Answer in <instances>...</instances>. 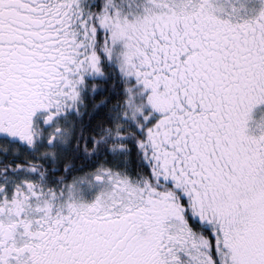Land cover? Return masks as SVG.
I'll return each mask as SVG.
<instances>
[{"label": "trees", "instance_id": "trees-1", "mask_svg": "<svg viewBox=\"0 0 264 264\" xmlns=\"http://www.w3.org/2000/svg\"><path fill=\"white\" fill-rule=\"evenodd\" d=\"M14 1L4 14L11 9L19 12L23 0ZM109 1L86 0L78 5L24 0L33 7L43 4V12L21 17L17 31H26L29 24L30 30L49 35L50 50L58 48L66 58L59 65L65 69L58 70L52 81L18 73L16 92L31 79L32 92L40 87L38 98L55 99L63 92L61 82L69 84L64 90L77 85L80 131L74 141L82 151L68 153L66 165L73 171L93 159H105L112 172L142 187L148 199L146 215L138 219L129 246H144L158 238L171 219L185 218L192 232L187 242L199 249L207 264H264V255L258 253L263 240L254 247L256 255L263 256L258 258L238 246L241 241H226L223 232L232 231L240 216L264 217V174L259 171L264 129L254 125L247 133L243 130L246 114L264 106V0L247 6L250 15L240 20L224 12L234 13L236 0H173L165 5L146 0L162 12L155 23L145 21L141 43L135 48L145 108L134 117L127 102L131 81L119 72L107 44L103 45ZM144 2L139 5L140 18ZM51 7L54 14L56 8L64 14L61 24L52 25L58 22L55 16L51 19ZM132 18L141 23L140 18ZM44 85L49 90L45 96ZM250 137H256L258 144L257 140L251 144ZM253 146L256 150L249 156ZM184 193L194 198L196 208ZM194 212H205L213 224L203 230ZM196 262L189 264H200Z\"/></svg>", "mask_w": 264, "mask_h": 264}, {"label": "flooded vegetation", "instance_id": "flooded-vegetation-1", "mask_svg": "<svg viewBox=\"0 0 264 264\" xmlns=\"http://www.w3.org/2000/svg\"><path fill=\"white\" fill-rule=\"evenodd\" d=\"M13 3L0 0V264H189L195 259L207 264L187 242L192 232L185 218L171 219L144 246H129L138 219L146 215L142 187L112 172L105 159L91 157L90 164L73 171L66 165L68 153L82 151L74 141L80 131L77 85L64 90L69 84L61 82L64 93L55 99L46 95L47 84L41 92L46 96L38 98L40 87L32 92L31 79L16 92L18 73L52 81L65 69L59 65L66 57L58 48L50 50V36L30 30L29 24L26 31H17L21 17L41 14L43 4L33 7L23 0L18 13L11 9L4 14ZM53 8L56 26L64 14L58 8L54 14ZM32 96L38 99L30 101ZM250 138L258 144L256 137ZM253 150L249 148V156ZM183 195L196 208L194 198ZM193 216L203 230L213 224L205 212ZM231 230L223 231L226 241H241L238 246L256 255L257 241L264 242V217L240 216ZM256 235L261 237L255 240ZM258 253L264 255V245Z\"/></svg>", "mask_w": 264, "mask_h": 264}, {"label": "rangeland", "instance_id": "rangeland-1", "mask_svg": "<svg viewBox=\"0 0 264 264\" xmlns=\"http://www.w3.org/2000/svg\"><path fill=\"white\" fill-rule=\"evenodd\" d=\"M66 2L83 4L86 0H62ZM142 0H110L105 7L106 15L104 16V27L106 31V39L104 46L107 44V53L113 63L116 65L119 72L131 81L128 86V110L130 117H134L133 114H143L144 103L142 96L144 95V86L142 81V69L137 61V54L135 48L140 45L141 33L144 25L147 23H155L157 15L162 12L160 6L153 5L146 0H143L141 6L144 15L140 18L139 5ZM155 3L169 4L173 0H153ZM255 0H236L234 1L236 11L225 13H231L235 20L247 18L250 15V6L254 4ZM221 12V11H219ZM140 18L134 20V18ZM131 18V19H130ZM130 19V20H129ZM144 22V23H143ZM141 100V101H140ZM137 108V109H136ZM136 109V110H135ZM145 118L148 116L143 115ZM261 125L264 123V106L258 109L248 112L243 120L244 132H248L250 126H256L257 128L264 129ZM259 125V126H257ZM260 175L264 174V161L260 168Z\"/></svg>", "mask_w": 264, "mask_h": 264}]
</instances>
